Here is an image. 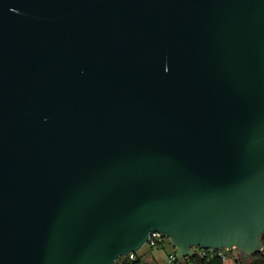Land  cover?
<instances>
[{
	"label": "water",
	"instance_id": "95a60500",
	"mask_svg": "<svg viewBox=\"0 0 264 264\" xmlns=\"http://www.w3.org/2000/svg\"><path fill=\"white\" fill-rule=\"evenodd\" d=\"M151 232L263 249L264 0H0V264Z\"/></svg>",
	"mask_w": 264,
	"mask_h": 264
},
{
	"label": "trees",
	"instance_id": "16d2710c",
	"mask_svg": "<svg viewBox=\"0 0 264 264\" xmlns=\"http://www.w3.org/2000/svg\"><path fill=\"white\" fill-rule=\"evenodd\" d=\"M262 244L264 242V234L261 237ZM194 255L191 258L184 259L182 261H177L178 264H223L222 259L220 256L217 255L219 251H212L209 250L205 251L204 256H200L199 251L200 248L194 249ZM175 252V251H174ZM222 252L225 253L224 250ZM238 261V264H264V249L254 254H251L245 262L240 260V255L237 254L235 258ZM142 259L135 254V259L132 261H128L125 264H140Z\"/></svg>",
	"mask_w": 264,
	"mask_h": 264
},
{
	"label": "built area",
	"instance_id": "2783aa9c",
	"mask_svg": "<svg viewBox=\"0 0 264 264\" xmlns=\"http://www.w3.org/2000/svg\"><path fill=\"white\" fill-rule=\"evenodd\" d=\"M164 243L168 244L167 238L160 235L159 233L156 232H151L149 234L148 240L146 241L145 245H148L150 248H161L163 246ZM205 251L203 249H200L199 254L200 256H204L205 255ZM210 252L214 251V250H209ZM219 252L217 253L218 256L221 257L222 262L224 263V261L226 260V255L224 252H222V250H218ZM226 251V250H224ZM195 252V250H194ZM230 253L233 254L234 258L237 257L238 252L235 250L229 251ZM135 254L136 253H130L128 256L125 257H120L117 259V261L115 262V264H125L128 261H132L135 259ZM178 259L176 258L175 252L169 254L167 256V262L168 264H178L177 263ZM181 261V260H179Z\"/></svg>",
	"mask_w": 264,
	"mask_h": 264
},
{
	"label": "rangeland",
	"instance_id": "374dc122",
	"mask_svg": "<svg viewBox=\"0 0 264 264\" xmlns=\"http://www.w3.org/2000/svg\"><path fill=\"white\" fill-rule=\"evenodd\" d=\"M174 252V249L167 243H164L161 248H150L148 245L142 246V248L136 253L142 261H153L156 264H168L167 256ZM226 260L228 263L235 264L232 258V253L225 251Z\"/></svg>",
	"mask_w": 264,
	"mask_h": 264
},
{
	"label": "crops",
	"instance_id": "0c3cea01",
	"mask_svg": "<svg viewBox=\"0 0 264 264\" xmlns=\"http://www.w3.org/2000/svg\"><path fill=\"white\" fill-rule=\"evenodd\" d=\"M263 249H264V242H263ZM232 258H233V261L235 262V258H234V256H233V254H232ZM155 264H156V263H155ZM223 264H231V263H228L227 260H225Z\"/></svg>",
	"mask_w": 264,
	"mask_h": 264
}]
</instances>
